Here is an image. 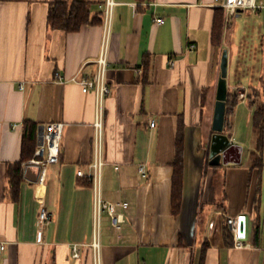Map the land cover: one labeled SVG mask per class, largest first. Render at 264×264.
Masks as SVG:
<instances>
[{
	"label": "crops",
	"instance_id": "obj_1",
	"mask_svg": "<svg viewBox=\"0 0 264 264\" xmlns=\"http://www.w3.org/2000/svg\"><path fill=\"white\" fill-rule=\"evenodd\" d=\"M56 1L75 0L0 2V264H93L89 245L96 235L101 264H264V147L260 176L250 170L254 106H262L264 117V9L239 12L226 25L223 19L221 43L213 47V0H114L100 158L102 199L128 204L116 208L124 219L116 231L106 213L97 227L92 184L77 176L89 175L95 160L96 106L92 92L70 82L96 73L105 0H81L90 5V19L100 21L73 33L48 26ZM244 19L254 20L249 49L241 47L242 26L235 23ZM224 50L236 106L230 130L222 132L230 147L213 168L209 148ZM242 54L249 58L238 61ZM238 88L245 90L243 101L236 99ZM54 122L64 124L59 162L39 185L37 168L25 164L33 155L22 159L25 123L35 125V149L39 129ZM180 125L182 203L173 216L171 164ZM17 164L15 199L7 172ZM41 204L50 223L37 242ZM227 218L237 220L240 247L234 237L226 244ZM74 244L83 245L79 259L71 256Z\"/></svg>",
	"mask_w": 264,
	"mask_h": 264
},
{
	"label": "built area",
	"instance_id": "obj_2",
	"mask_svg": "<svg viewBox=\"0 0 264 264\" xmlns=\"http://www.w3.org/2000/svg\"><path fill=\"white\" fill-rule=\"evenodd\" d=\"M115 6L114 0H105L104 9L102 14V26H103V37L99 50V55L95 61L96 63V73L90 79H84L81 81L76 80L75 78L71 79L70 82H73L81 87L82 93L86 94L92 92L95 97V106H96V120L94 123L95 129V145H96V154L95 160L91 165V173L89 175H84L81 171L77 173L78 177L87 178L93 189V215L95 223L98 227L100 217L102 213H106L110 219L111 227L118 231L120 230L121 224H123L124 219L121 213L116 212V208L120 207L122 210H126L128 207L127 203H109L102 199L101 196V168L103 162L100 158V134L102 130V117H103V105L106 97L109 94V87L106 82V73L109 66L108 63V46L110 39V26H111V15L113 8ZM213 7L221 9L223 12L224 25H226L230 19L236 17L239 12L245 11H260L264 9L263 0H213ZM157 24H163L162 19L155 20ZM170 66H173V62L170 61ZM58 77V76H57ZM58 80L65 82L61 77H58ZM22 88V87H21ZM236 99L238 101H243L246 99L244 89H236ZM150 127H154V123H150ZM64 129V124L60 122L49 123L42 128L40 131V143L37 144L33 157L28 161L27 165L33 166L38 170V183L39 185L43 184L45 181L47 167L51 164H57L59 162V151H60V141L62 137V132ZM39 138V134H38ZM138 173L145 177L144 166L138 168ZM50 223V215L45 209L43 204L40 205L38 217H37V242H41L42 239V230ZM226 225L229 232L233 235L234 241L238 247L241 246V243L238 242L237 232H238V223L234 218H227ZM83 245L74 244L71 246V256L73 259H79L80 257V248ZM93 264H101L100 260V245L98 242L97 235L95 236L93 242L89 245ZM5 250V244L0 243V256Z\"/></svg>",
	"mask_w": 264,
	"mask_h": 264
},
{
	"label": "trees",
	"instance_id": "obj_3",
	"mask_svg": "<svg viewBox=\"0 0 264 264\" xmlns=\"http://www.w3.org/2000/svg\"><path fill=\"white\" fill-rule=\"evenodd\" d=\"M27 0H0V2H24ZM89 3L86 1L75 0L71 3L67 1H56L49 5L47 14V24L53 30H60L66 33H73L79 31L83 26H89L99 23L98 18L90 19ZM223 28V12L221 9H216L213 19V26L211 31V45L218 47L221 43V34ZM149 72L148 62L145 61L143 65V75L146 78ZM146 81V79H144ZM255 98V97H254ZM251 101V106L255 105L252 102L253 97L248 96ZM236 106L235 95L228 93L225 102V116H224V130H230L232 115ZM253 132L255 135V151L251 153L250 170L256 169L259 171V176L263 168L262 152L264 147V117L263 108L261 105L254 106L253 112ZM35 125L25 123V134L22 142V159L31 157L35 151ZM36 148V147H35ZM211 166L213 168L221 167ZM173 169L171 179V213L177 216L182 203V189H183V133L182 125L179 126L175 143V156L171 164ZM8 180L11 193L16 199L21 181L20 165H15L14 168H9ZM255 238L259 235V227L254 229ZM223 235L228 246H232L233 236L229 232L225 223Z\"/></svg>",
	"mask_w": 264,
	"mask_h": 264
},
{
	"label": "water",
	"instance_id": "obj_4",
	"mask_svg": "<svg viewBox=\"0 0 264 264\" xmlns=\"http://www.w3.org/2000/svg\"><path fill=\"white\" fill-rule=\"evenodd\" d=\"M227 51L224 50L220 62V76L217 83L215 106L213 112L212 131L214 135L211 139L209 148V165L218 166L222 164L225 150L230 147V140L227 136L223 135L224 130V116H225V102L227 99ZM40 131L38 143H40ZM224 163V162H223ZM225 164V163H224Z\"/></svg>",
	"mask_w": 264,
	"mask_h": 264
},
{
	"label": "rangeland",
	"instance_id": "obj_5",
	"mask_svg": "<svg viewBox=\"0 0 264 264\" xmlns=\"http://www.w3.org/2000/svg\"><path fill=\"white\" fill-rule=\"evenodd\" d=\"M235 23L239 24L240 26H242V28L240 30V33L238 34L239 39L241 41H244L242 43L241 47L249 49V46L251 45V42H250L251 41V34H252L251 27L254 25V20L244 19L241 22L236 20ZM245 58L248 59L249 56L242 54L239 57L238 61L242 60V59H245ZM242 80H244V79H242Z\"/></svg>",
	"mask_w": 264,
	"mask_h": 264
}]
</instances>
